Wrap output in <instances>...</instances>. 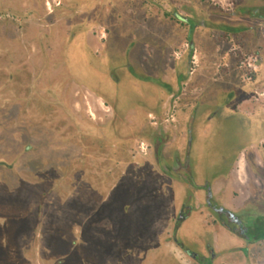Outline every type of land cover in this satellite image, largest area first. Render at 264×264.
I'll list each match as a JSON object with an SVG mask.
<instances>
[{
  "label": "flooded vegetation",
  "instance_id": "obj_1",
  "mask_svg": "<svg viewBox=\"0 0 264 264\" xmlns=\"http://www.w3.org/2000/svg\"><path fill=\"white\" fill-rule=\"evenodd\" d=\"M112 1L0 0V47L9 50L0 58V79L5 91L13 93L11 102L16 109L9 120L0 124V147L5 155H12L0 158V167L19 172L27 179L32 177L31 173L43 175L46 172L33 169L35 158L28 157L34 149L28 140V120L23 121L17 116L24 113L29 94L42 96L52 104L54 112L67 114L78 134L99 139L114 148L122 143H134V169L144 176L148 174L145 179L150 183L145 185L138 176L140 184L131 190L118 187L119 194L126 196L123 214L129 212L132 204L135 205L132 212L147 211L149 215L159 202L173 208L168 218L171 229L166 242L182 254L180 259L174 258L175 264H264V107L237 106L244 92H250L252 73L255 75L264 70L263 57L258 56L253 63H248L252 71L247 80L241 81L242 74L240 80L212 83L202 93L192 94L193 101H189L184 86L191 81L195 71L194 33L197 26L219 30L234 39L241 32L259 28L247 21H264V2L249 6L248 0H235L231 13L222 11L221 5L216 10V19L209 17L207 21L191 14L182 15L184 10L179 7L173 9L171 17L174 19L170 23H178L187 29V47L182 61H178L171 57L174 56L173 33H159L155 26L147 33L127 24L131 29H126V46L120 51L119 39L124 29H120ZM189 9L185 7V10ZM82 16L95 19L86 29H77V17ZM68 20L71 24L67 25ZM30 23L34 26L28 29ZM57 38L72 46L84 44L102 59L101 64L105 62L104 71L112 96L103 90L105 96L98 93L101 86L96 82L85 85L79 81L64 82L56 93L58 76L51 67L39 71L47 75V81L45 75L44 80L38 77V68L45 64ZM152 55H157V63L149 62ZM170 68L176 71L175 77L167 75ZM31 76L33 89L29 91ZM124 80L138 91L137 98L127 103L119 100V87ZM222 116L232 120L225 129L236 136L235 141L226 143L219 154L223 169L205 174L200 167V160L203 161L200 136L207 124ZM40 156L36 162L43 165L45 158ZM90 171L93 172L91 168ZM90 176L95 179L93 174ZM138 188L139 193L132 197ZM34 191L41 199L42 192ZM146 191L149 201H144L146 197L142 195ZM156 191L164 197L157 198ZM179 191L181 196H176ZM109 192L104 185L99 191L101 210L106 214ZM38 204L37 211L40 212L43 203ZM93 205L91 201V208ZM108 216L100 218L102 225L106 224ZM189 223L196 226L194 233L186 230ZM105 246L102 256L112 255L109 242ZM171 250L172 254H178ZM126 255L116 264H121ZM23 256L29 264L24 251ZM105 264H110L108 259Z\"/></svg>",
  "mask_w": 264,
  "mask_h": 264
},
{
  "label": "rangeland",
  "instance_id": "obj_2",
  "mask_svg": "<svg viewBox=\"0 0 264 264\" xmlns=\"http://www.w3.org/2000/svg\"><path fill=\"white\" fill-rule=\"evenodd\" d=\"M235 2V0H113L115 16L118 21L120 20V29H124L119 39V49L120 51L125 49L128 33L126 29L135 26L148 33L152 31V26H155L159 33H173L174 56H170L182 61L184 57L182 55L187 47L185 44L187 29L178 23H170L174 19L171 17V11L179 7L184 10L182 15L191 14L199 20L207 21L209 17L212 20L216 19L218 12L216 10L221 5L222 11L231 13ZM262 2L264 0L247 1L249 6L260 5ZM185 7L192 11L185 10ZM93 19L95 18L90 16L77 17V29H86ZM247 23L257 25L259 28L241 32L234 39L219 30L197 26L194 33L195 71L191 81L184 85L189 101L192 94L202 93L212 83L240 80L242 74L241 81L247 80L252 71L248 63H253L258 56L263 57L264 61V21L248 20ZM68 24H71V21L68 20ZM29 26L28 29H31L34 24L30 23ZM61 32L64 34L63 30ZM56 40L45 64L38 68V77L42 80L46 77L47 81V75L44 74V77L40 72L46 67L47 69L51 67L50 70L55 69V76H58L55 92L64 82L70 84L79 81L85 85L96 82L101 86V91L96 89L98 93L103 94L104 91L107 95L112 94L104 71L106 64L105 62L101 64L100 57L91 53L84 44L77 43L76 46H72L68 42H61L59 38ZM8 51L5 46L0 47V58L8 54ZM149 62L157 63V55H152ZM175 73L176 71L170 68L167 75L172 74L175 77ZM254 73L250 81V92H244L237 106L251 104L254 107H264V70H259L253 75ZM32 79L31 76L28 81L29 91L33 89ZM53 84L55 85V82ZM176 84L174 82L175 86ZM119 88L121 103L137 98V89L130 87L127 80H124ZM29 95L28 104L23 107L24 113L17 116L23 121L28 120V140L34 146L28 157L35 158L33 169H43L46 172L43 175L31 173L32 177L27 179L19 172L0 167V264H26L23 251L28 255L26 260L29 264H105L106 259L110 264L111 262L116 264L118 259L129 253L121 264H175L174 258L180 259L182 254L177 247L166 242L171 229L168 218L172 215L173 208L159 202L149 215L147 211L132 212V208L135 207L132 204L129 212L125 216L123 214L122 205L126 196L123 193L119 194L118 187L120 189L123 187L124 191L131 190L140 184L138 176L146 183L145 185L150 183V180L145 179L148 174L144 176L134 169L133 154L136 147L134 143L126 142L114 148L99 139H92L83 133L78 134L66 113L54 112L52 104L43 100L42 96ZM12 96L14 95L10 90L5 91L0 79L2 107L0 124H4L16 112L15 106H12ZM230 121L232 120L223 116L219 117L217 121L207 124L204 134L200 136L203 139L201 143L203 161L200 160V167L205 174L217 173L223 169L224 164L219 154L226 143H233L236 137L225 129ZM7 140L8 138L5 142ZM5 154L0 147V158L12 156ZM40 155L45 158L43 165L39 161L36 162ZM51 169L52 171L47 172ZM104 173L106 174L103 176ZM91 174L95 179L91 178ZM31 178L34 181L30 180ZM91 183L94 185L93 188ZM103 185L109 188L110 200L108 220L102 225L100 218L107 215L101 210L99 201V191ZM33 189L42 192L41 199ZM138 191L139 188L132 197H136ZM142 195L146 197L144 201H149L147 191ZM176 196H181L180 191L176 192ZM156 197L163 198L164 194L156 191ZM91 201L94 203L93 208L90 206ZM41 202L43 204L38 212L37 205ZM143 212L146 217L143 216ZM185 228L191 233L197 230L192 223ZM106 242H109V250L112 251L108 258L106 255L102 256ZM154 245L157 246L156 249L153 248ZM170 250L179 255L172 254Z\"/></svg>",
  "mask_w": 264,
  "mask_h": 264
}]
</instances>
